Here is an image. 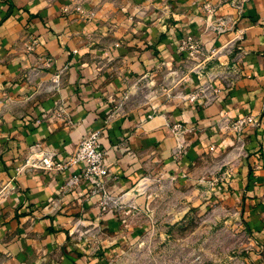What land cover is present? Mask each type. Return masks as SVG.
Returning a JSON list of instances; mask_svg holds the SVG:
<instances>
[{
  "label": "crops",
  "instance_id": "crops-1",
  "mask_svg": "<svg viewBox=\"0 0 264 264\" xmlns=\"http://www.w3.org/2000/svg\"><path fill=\"white\" fill-rule=\"evenodd\" d=\"M204 3L213 7L211 13L201 10ZM219 16L244 30L232 84L214 79L221 90L207 106L176 98L148 102L149 92L171 81L165 75L169 67L181 61L178 69L186 71L176 50L180 40L193 36L208 49L232 36V31L215 34L208 28ZM218 60L231 69L230 56ZM205 67L204 76L189 75L182 89H193L206 73L222 68L216 60ZM142 87L146 95L139 98ZM263 99L264 0H0V264H107L144 230L174 223L190 207L198 209L203 204L188 178L229 153L235 142L217 130L222 115H251L259 125L242 132L246 157L212 198L224 207L237 203L239 211L253 214L249 227L259 229ZM118 104L122 114L114 117ZM173 122L193 130L185 135L187 150L178 160L171 156L174 138L168 125ZM96 128L107 166L105 191L116 196L148 177L151 199L161 196L159 187L163 195L150 209L137 206L129 216L102 209L88 182L64 190L81 163L58 172H15L35 149L52 151L54 160L63 161L78 139ZM133 200L144 203L143 196ZM94 235L97 246L90 243Z\"/></svg>",
  "mask_w": 264,
  "mask_h": 264
},
{
  "label": "built area",
  "instance_id": "built-area-1",
  "mask_svg": "<svg viewBox=\"0 0 264 264\" xmlns=\"http://www.w3.org/2000/svg\"><path fill=\"white\" fill-rule=\"evenodd\" d=\"M235 6H239L237 1L233 2ZM66 10V8H64ZM201 10L206 13H211L213 7L204 3L201 5ZM234 20H230L227 17L219 16L208 25V28L215 34H221L225 31H232V36L220 46H212L208 49H203L200 46L198 40L193 36H186L177 43L176 50L183 55L182 61H186V71L182 72L179 66H171L166 70V78H170L171 81L164 83V85L158 87L157 91H151L148 93V102H153L159 99L176 98L182 101L193 103L199 101L202 106H207L213 102L217 96L220 87L213 85V80H219L222 85L228 86L232 84L235 72L237 73V67L235 63L239 61V55L242 53L241 42L244 38V30L234 27ZM26 49L31 50V46H27ZM237 53H236V52ZM232 59V63L229 64L231 69L226 66L228 62H220L219 57H228ZM41 62L48 66L50 59L47 57H40ZM212 60H216L218 65L222 68L214 70L213 72L206 73V80L198 82L193 89L185 91L182 89L184 82H187L189 75L197 76L198 78L204 76V72L208 63ZM235 72H234V71ZM231 73V76H228ZM180 74V76H176ZM147 101V99H146ZM117 110H121L118 104ZM262 110L264 111V99L262 101ZM122 112V110H121ZM151 115L148 114L149 118ZM259 125V119L254 118L251 115H242L235 118H228L226 115H222L216 122L217 130L220 134L228 135L235 140L231 145L229 153H225L221 159L223 160L218 166H216L214 175L218 172L217 176L211 178L209 184L210 188L220 187L223 184H227V179L231 177L233 173V166L228 160L232 161L237 159L241 161L246 157V151L243 147V140L241 137L242 132L247 127H257ZM170 134L174 138V145L171 150L172 157L174 159L181 158L186 153L187 139L185 135L191 132L190 128L184 127L179 122H173L168 125ZM100 128L89 130L84 136H81L77 143L74 145L73 150L65 157L63 161L54 160V153L52 151L34 150L29 152L23 159V161L14 168L15 172H19L22 169H27L30 172L36 170L42 171H63L68 166L81 163V168L72 173L65 180V188L67 190L73 186L79 185L84 182L89 183V192L92 194H99L98 206L102 209L114 211L124 216H129L130 212L135 209L134 204L129 201L127 197L128 192L125 191L116 196L109 195L104 188L103 177L107 173V166L104 163V152L98 144V138L100 135ZM210 149L213 147L210 146ZM230 154V158L226 160V157ZM138 182V193L148 192V177H142ZM57 200L50 201V209L56 207Z\"/></svg>",
  "mask_w": 264,
  "mask_h": 264
},
{
  "label": "rangeland",
  "instance_id": "rangeland-1",
  "mask_svg": "<svg viewBox=\"0 0 264 264\" xmlns=\"http://www.w3.org/2000/svg\"><path fill=\"white\" fill-rule=\"evenodd\" d=\"M146 89L142 87L138 91L139 98L145 97ZM126 100L136 104L138 99L134 100V96H128ZM121 114V110L113 109L114 117ZM112 115L108 120L112 119ZM192 132L193 130L186 135ZM208 151L212 152L213 148H208ZM222 161L221 158L214 159L202 170L200 169L197 175L191 177L187 175L188 180L192 182L189 189L196 192V197L202 201V206L198 205V209L190 207L185 215L174 223L144 230L135 242L122 246L117 256L110 257L107 264H264V218L260 221L257 218L254 220L259 221V229L250 228L248 222H251L249 217H252V213L239 211L237 203L227 207L221 206L212 198L218 187L210 188L209 182L212 177L218 175V172L214 175L215 167ZM228 162L232 164L234 170L227 179V184L231 182L240 167L237 159ZM169 181L173 183V178ZM158 185L162 186V183ZM135 186L136 184L127 192ZM147 188V193L127 195L129 201L134 204L135 211L137 206L144 210L147 207L150 209L154 199L159 202L163 197L162 187L158 189L160 191L158 195L161 196H156L154 199L150 196L153 192L150 186ZM140 196L144 197V203L137 205L133 199ZM261 198L264 202V194ZM93 237L90 243L92 246H97L99 242L97 236Z\"/></svg>",
  "mask_w": 264,
  "mask_h": 264
},
{
  "label": "water",
  "instance_id": "water-1",
  "mask_svg": "<svg viewBox=\"0 0 264 264\" xmlns=\"http://www.w3.org/2000/svg\"><path fill=\"white\" fill-rule=\"evenodd\" d=\"M138 185L139 184H136V186L134 188H132L131 190H129L128 194L127 195H132V196H136L138 195Z\"/></svg>",
  "mask_w": 264,
  "mask_h": 264
}]
</instances>
